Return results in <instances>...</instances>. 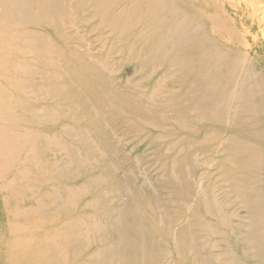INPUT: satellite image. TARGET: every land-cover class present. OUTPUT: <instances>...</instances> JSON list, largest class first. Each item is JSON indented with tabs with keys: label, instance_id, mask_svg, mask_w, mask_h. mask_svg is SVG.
I'll return each instance as SVG.
<instances>
[{
	"label": "rangeland",
	"instance_id": "rangeland-1",
	"mask_svg": "<svg viewBox=\"0 0 264 264\" xmlns=\"http://www.w3.org/2000/svg\"><path fill=\"white\" fill-rule=\"evenodd\" d=\"M132 1H52V85L38 107H60L37 119L52 136L40 145L46 178L8 196L25 197L21 217L32 211L51 226L65 216L77 227L48 231L43 252L25 256L55 264L51 256L66 254L52 244L72 239L71 255L86 264H124L125 241L144 240L156 264H264V41L255 46L262 53L246 58L208 18L192 21L187 11L144 0L131 8ZM208 38L235 64L231 87L226 78L210 94V64L195 63L212 52ZM248 130L256 140L243 136ZM245 141L263 146L251 155L259 161L254 174L236 156ZM66 175L77 184L59 194L53 185ZM0 215L4 232L14 216L1 204ZM143 253H135L138 264Z\"/></svg>",
	"mask_w": 264,
	"mask_h": 264
},
{
	"label": "bare ground",
	"instance_id": "bare-ground-1",
	"mask_svg": "<svg viewBox=\"0 0 264 264\" xmlns=\"http://www.w3.org/2000/svg\"><path fill=\"white\" fill-rule=\"evenodd\" d=\"M52 1L0 0V204L8 216L12 214L14 216V225L8 229L3 226L4 232L0 231V260L3 264H8V254H11L9 264H36L35 258H29L25 256V253L33 252L35 249L42 253L44 250L43 238L45 234H49L48 231L59 234L60 225L68 229L77 227L70 217L66 218L64 223L65 216H62L61 219L52 217L50 226L49 221L37 218L35 212L33 215L32 211L27 214L30 219L28 224L26 223L27 216H20L22 200L25 197L15 194L11 195L12 198L8 196L12 191L26 194L28 184L32 189L33 186L35 187L46 178L42 175L44 161L39 152L41 151L40 145H45L42 141L48 144L52 141V136L40 131L42 129L37 127V119L48 117L49 107L56 110L60 107L58 105L49 106L47 103L45 106L38 107L39 100L47 99L52 85L51 20L54 9ZM138 1H132L131 8H134ZM144 1H149L152 6L158 5L174 9L180 14L187 11L192 21L208 18L212 29H217L224 35L226 45L233 46L234 51H246V53L244 52L246 58L256 50L255 46L259 41H264V0ZM132 16L136 15L132 14ZM236 20H241L243 23L238 25ZM164 21L170 23L171 19L167 17V20ZM39 22L40 26L38 27ZM247 22L252 25L253 29L249 30ZM183 25L188 26L191 30H196V26L189 22H184ZM185 36L179 32L175 38V42H177L175 44L180 45V48ZM206 42L212 52L208 55L195 57V63L196 66L201 65L204 61H208L210 64L207 71V74L213 79L207 86V92L210 94L216 92L214 90L216 86L221 85V80L226 78L228 88L231 87L235 64L233 53V55L229 54L226 49L213 43L209 38ZM260 50L262 49L256 50L255 53H262ZM183 51L186 55L193 54L188 49ZM248 97H251V94H248ZM243 136L246 139H257V134L250 130L246 131ZM262 148L263 146L260 144L247 143L246 141L239 145L237 159L242 160L245 165L248 164L250 174L256 173V166L259 165L258 159L251 158V155L255 153L254 150ZM50 172V178L54 177L55 179L58 176L53 170ZM51 181L54 182V180ZM76 182V177L66 175L64 182H55L53 187L60 194L64 189L61 187L66 183L74 185L77 184ZM252 182L256 186L260 185L257 178H254ZM50 183L48 186L51 187ZM71 188L73 189V187ZM80 210L81 207L74 208L72 214L80 215L82 213ZM66 211L68 212V210ZM58 226L60 227L57 231ZM37 241L38 244H36ZM52 245L53 249L60 247L66 254L60 256L58 260L57 255L51 256L52 263L86 264L89 261L71 255L72 249L78 245L72 239H67L63 243L54 242ZM125 247V259L127 260L124 264H138L139 262L135 261L137 251L144 252V264H156L154 260L150 262L151 254L147 252L144 240L139 244L126 240ZM14 249L23 251L24 256L15 255Z\"/></svg>",
	"mask_w": 264,
	"mask_h": 264
}]
</instances>
